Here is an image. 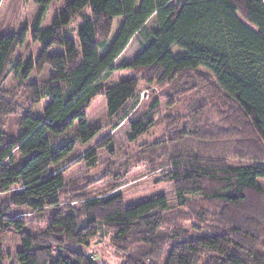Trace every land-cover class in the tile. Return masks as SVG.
<instances>
[{
	"label": "trees",
	"instance_id": "obj_1",
	"mask_svg": "<svg viewBox=\"0 0 264 264\" xmlns=\"http://www.w3.org/2000/svg\"><path fill=\"white\" fill-rule=\"evenodd\" d=\"M33 2L38 9L30 26L0 33V80L11 70L27 80L32 69H51L47 80L25 84L26 105L0 84V195H5L0 198V264L2 234L10 228L21 235L15 264H95L71 246L87 247L103 228L113 232L121 264H159L165 246L163 264H264V185L259 182L264 178V0H65L48 26L43 18L52 0ZM117 17L123 19L109 43ZM151 18L155 28L138 54L115 66ZM74 21L77 40L68 35ZM27 33L42 50L35 60L13 63L12 54ZM52 46L63 52L49 53ZM115 69L147 72L146 80L177 82L188 90L203 87L224 97L232 109L228 121L238 131L229 137L241 145L227 152L250 164L232 165L214 152L185 151L170 160L165 177L179 204L194 208L197 221L211 224L209 234L187 235L181 227L182 238L176 231L167 234L162 225L169 205L163 193L135 202L120 192L78 196L79 209L70 202L59 206L65 188L60 163L77 142L87 145L102 131L87 120L90 102L103 95L109 117L123 120L136 97L135 77L101 82ZM45 98L43 114H32L29 109ZM126 121L132 137L146 134L154 123L152 115ZM75 122V136L58 143ZM88 156L93 162V151ZM186 195L208 200L209 217ZM13 207L35 212L54 207V213L45 228L33 233L11 218Z\"/></svg>",
	"mask_w": 264,
	"mask_h": 264
},
{
	"label": "rangeland",
	"instance_id": "obj_2",
	"mask_svg": "<svg viewBox=\"0 0 264 264\" xmlns=\"http://www.w3.org/2000/svg\"><path fill=\"white\" fill-rule=\"evenodd\" d=\"M64 4L65 0H52L46 9L43 25H50L55 14L63 8ZM37 9L33 0H2L0 33L16 32L23 26H30ZM122 19V17L114 19L108 37L109 43L114 39ZM77 23L74 21L68 31V35L75 40H77ZM154 28L155 20L151 18L146 23L145 31L130 40L114 62L115 66L130 62L140 51L147 34ZM41 50L42 45L34 42L27 33L11 59L13 63L21 61L26 64L35 60ZM48 52L62 53L63 48L52 46L48 48ZM50 73L51 69L48 66L40 72L32 69L27 80H23L16 71L11 70L7 78L0 80V84L2 88L12 92L20 104L26 105L25 102L28 101L25 95V84L45 81ZM146 75L147 72L132 69H115L108 72L102 79V83L109 84L135 77L138 81L136 97L128 103L129 112L123 120L109 117L103 95H97L90 102L86 109L87 120L92 126L101 127L102 131L87 145L77 142L73 151L60 163L61 169H65V188L64 193L60 195L59 206L65 207L70 202L69 205L79 209L81 203L75 200L78 196L99 197L120 192L127 200L135 202L163 193L169 205L162 225V229L167 234L173 235L174 231L179 234L181 229H177L178 227H181L187 235L209 234L211 224L208 221L204 223L197 221L194 208L179 204V198L174 193L172 184L165 177L167 171L171 169L170 160L185 151L200 150L205 154L214 152L219 157L226 156L225 161L229 164H250L247 160L234 159L232 153L229 155L227 152L235 147L238 149L241 145L239 141L234 142L229 137L238 131L228 121L233 120L230 116L233 115L232 109L229 108L224 97L217 94L212 96L203 87L188 90L177 82L161 84L155 79L146 80ZM155 101L158 102L157 106L152 107ZM48 102L49 99L45 98L32 106L29 111L35 116H41ZM142 115H152L153 126L146 134L132 137L133 134L126 119ZM9 123L11 132L16 134L18 128L14 124L15 119L11 118ZM76 127L75 122L64 135L57 138V142L73 138ZM228 142H234V145L230 144L232 146L227 149ZM89 151H93V162L88 156ZM261 165L264 167V161ZM259 182L264 185V178L259 179ZM4 196L0 195V198ZM185 198L189 203L201 206L200 209L204 210L203 213L209 217L212 209L211 206L209 207L208 200H202L198 195H186ZM9 213L11 218L24 222L26 231L38 233L47 226L54 213V207H46L36 212L13 207ZM2 235L5 251L2 264H15L14 253L21 248V235L13 228L3 232ZM179 236L183 237L182 234ZM71 247L84 253L95 264H121L123 260L114 247V234L108 229L103 228L87 247L80 245ZM167 252L168 246H165L161 259L158 260L159 264L164 263Z\"/></svg>",
	"mask_w": 264,
	"mask_h": 264
}]
</instances>
